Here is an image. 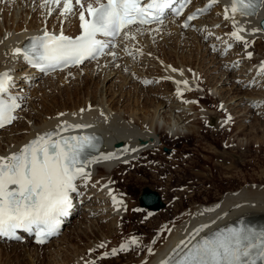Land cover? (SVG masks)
Returning <instances> with one entry per match:
<instances>
[{
	"label": "bare ground",
	"instance_id": "1",
	"mask_svg": "<svg viewBox=\"0 0 264 264\" xmlns=\"http://www.w3.org/2000/svg\"><path fill=\"white\" fill-rule=\"evenodd\" d=\"M41 2L42 0H0V70L6 65H9L10 62L15 59L13 57V54H10L9 52L11 48L14 46H21L28 34H30L33 30H37L38 28L43 26V23L41 21L46 18L48 10L47 8L40 6ZM11 5H14V7L10 11L9 7ZM48 7L54 6L49 5ZM59 11L60 9L56 8V10L52 12L51 17L47 22L48 26H55L58 28L60 27V24L65 18L59 15ZM9 14L11 17H9ZM29 15L31 16V18L28 20ZM263 16L264 8L261 9V11L253 18V20L258 21ZM56 20L58 22L56 23V25H54V22ZM65 22H67L69 25L68 30H70V28L72 30L75 29L76 22L74 21V18H72V16H69ZM211 24L207 23L209 27ZM64 25L65 24H63V26ZM64 27H66V25ZM150 29L152 30L145 31L143 34H137L135 39H130L127 41L123 40L120 44L119 50L116 51L117 56L115 58L110 56L108 59H103L92 64H86L82 68L66 70L65 72L57 73L46 78L44 80L45 82H51V80H53V77L55 76L62 74L66 75L65 77H68L70 81L68 82L69 86H71V81L77 83V86H75V93L78 94L79 91L83 90L78 87V84L80 86V82H84L85 85L89 86L91 80H93L94 78H99V82L103 80L102 83L105 84L107 78H109V76H111L115 71V68H117V73L119 75L117 76V79H120V83H116L115 81H113L112 84L110 83L111 85L109 86V88H107L108 84H106V86L103 85L100 90V96H98L97 91H95L94 95H92L91 97H89L90 93H87V100H85L83 104L79 103L77 106H73L71 108H67L65 106L63 109H60L58 107L59 109H57V111L54 109L55 112L51 114L50 118L44 117L43 114H34L31 112L32 114L25 117V119H23L22 121L20 120L15 125L7 127L4 130L0 131V155H7L11 151L18 150L23 144L33 139L37 133L53 130L58 124L61 123V121H70V123L72 124H86L88 122L95 121V123L97 124L96 127H100L101 129L112 133L113 139L115 140L114 142L122 144V148L116 150V153L113 154V158L106 161L104 160L105 162H100V165L102 166L98 169L97 179L100 177H112L115 169L121 165L117 163L120 161V159L115 157V155H118L121 151H123L127 144H130L131 148L128 149L123 158H132L133 156H137L136 154L143 150V152L137 156L138 160L131 163L134 169L131 172H133L134 174L141 172L145 177H149L147 173L141 170L138 165H144L143 163L145 162L146 165L144 166L151 167L152 165L156 166L157 164L161 163V160H157L156 158H154V156H156L157 148L166 143L164 138H167L168 136L170 138H175L174 136L179 134H184V136L188 137V135H186V133L184 132L185 130H187L189 134L199 136V134L203 131V128H201L202 126L200 125L202 124L201 119L199 117H193L194 115H190V113L188 112L189 109H193L194 107H192L191 104L186 106L183 103L177 102L173 91L171 92V89L174 90L176 86L180 85L177 83V81L187 80L188 85L186 87L188 88L189 92H191L192 90V92L197 93V89L194 88L195 85L193 83V78H197L198 75H201V79H206L204 83V89L208 90L207 96L211 99H218V103L222 102L226 104L227 109L229 110L230 108L232 110L230 111V114H235L236 112L238 113L242 111V113L238 115L243 117L242 121L246 120L248 118V115L252 112H264V108L253 106V102L257 101V98H264V88H262V85L261 90L257 92H254L253 90L251 93H247L249 97L244 98V96H241L243 89L239 90V88H237L238 86L235 84L236 77L239 76L242 77L241 79L244 81V84H246V71L249 66H251V64L255 62L254 59L258 57L257 54L262 55L260 58H256L257 61L264 60V43L261 41L264 38V31L257 35L256 43L249 49L254 50V57L246 58L245 54L247 51H242L240 53V49L238 50V56L242 60L243 64L239 67L234 66L232 69H230V63L233 62L234 64L236 60L232 61L233 57L229 56H226V58H224L221 51L218 53V55L212 54V56H209V53L211 54L212 47L210 45V41H205V33L200 35L198 31H183L176 22H172L169 25L155 26ZM211 31L216 32L217 34L222 32V29H213ZM209 32L210 30L207 33ZM212 34L210 36V39L213 37ZM160 37L163 38L162 41H160ZM139 41L142 45H137V42ZM126 46L129 47L127 51H125ZM137 49L145 51L144 54H146V57L140 56V59H138V57H130L133 55L129 56V52H136ZM156 49L157 52L155 51ZM199 49H202V55H200L201 58L198 61L199 52L197 54V51ZM149 53H151V55H149ZM139 54H141V52H139L138 55ZM176 54H178L179 62L174 60V57L177 56ZM175 58L178 59L177 57ZM124 60L125 63H130L132 64V66L127 67L125 65H122ZM159 60L161 61V64ZM222 60L226 61L225 64L217 65ZM195 62L199 63V66L197 68L194 67ZM16 66H18V64ZM100 66L102 67V69L101 71H98V67ZM168 66H171V68ZM96 67L97 69H95ZM172 68H175L178 71L173 72L171 70ZM83 70L87 71V74L85 76H81ZM179 70H182V74ZM137 71L139 72L137 73ZM233 72H235V76L232 79L230 75ZM14 73L18 74L17 72ZM69 73H71V75H69ZM147 74H155L162 78L171 77V79L165 78V81L161 83V86L164 85L168 90V95L170 96L166 98H160L161 96L159 97L158 95L154 96L151 94L150 96V94H146L145 91L147 90L148 92H155V90L157 89H155L153 86H149L150 88L148 89V87H146V85L142 83L144 75ZM109 81L110 78L108 82ZM45 82H43L40 87V89L42 88L43 91L39 89L38 92L54 90L51 87H48L49 84L46 88L44 86L47 85L45 84ZM53 82L55 81L53 80ZM129 83H131V85L133 86V96L136 94L138 89L137 101L139 102L140 108L147 112L143 113V116H139L137 112L134 111V107L131 103V99L133 98H131L132 92L129 93L126 89H123L124 86L122 85H127ZM53 85L56 86V89L59 90V95L64 96V92H62V85H60L61 87L58 88L56 84ZM43 88H45V90ZM109 89H113L110 92V96H113L116 92H118L121 95V98L124 95L126 97L118 101H115V99L113 100L112 98V101L110 100L111 102L108 99L105 100L104 98L107 96ZM69 93L70 92L68 91L67 94ZM199 93H204V91H199ZM47 96L49 99L51 98V100L55 97V95L51 94H47ZM191 97H197V95ZM234 97L236 98L234 100L235 104L231 105L230 100H233ZM120 102L121 105L119 106ZM33 103L36 104V102ZM88 107H90L89 110H87ZM67 109L69 110V114L65 113ZM81 109H85V111L81 112ZM149 111H151V114ZM206 112L207 114L209 113V120L207 123H213L217 119V117H226V115L221 114L217 109L213 113L208 109L206 110ZM60 113H65V115L60 116ZM74 113L75 115H73ZM238 116H235V118H237ZM130 118H133V123H130ZM191 118L193 119L191 120ZM161 120L163 123L162 126L160 124ZM143 125H145V127H143ZM262 125L264 124L262 123ZM241 126L242 124L239 127L241 128ZM259 128H263L262 130H264L263 126ZM87 129L89 128L77 129V133L84 132ZM169 134H171L172 136H170ZM164 135H167V137ZM134 148L138 149L137 152H132V149ZM144 154H148V158L140 159V156H144ZM220 154L221 153H219V155ZM222 155L224 156V154ZM234 162L236 161L234 160ZM228 165H230L229 162ZM228 165H225V167H227ZM198 174H200V172ZM142 175L140 176L141 180L147 181L146 178H144ZM149 179L155 181V179H157L156 174L150 176ZM156 182L164 184L166 185L165 187H167V189H170L169 182H167V180L165 182ZM248 186H251V184H248L245 187L236 188L232 190L235 192H231L226 196L221 195L222 198L217 201L215 200V203L212 202L213 204L211 202L204 205L192 204L189 207L190 209L188 208L189 210L186 209L182 213L175 214L170 220L159 222L157 226V232L161 231V228L166 222L175 224L173 231L167 238L165 237L164 233L163 237L158 239L154 235H151L150 231L146 229L144 235L149 236L150 234V236L148 237V246L152 245L155 249V252L147 255L149 261L145 264H160L162 260L166 259L170 254H172L173 249L176 248L181 240H187L189 238V235L193 233L194 229L198 228L202 224L210 225V228L205 229L204 232H209L214 229L237 223L240 220H244L246 223L264 226V187L258 185V188L251 189ZM100 196L103 197L102 194H100ZM128 203L129 202L127 201V199H125L123 208L118 211H115L112 207L108 206L107 203H101L99 205H95V207H91V205L86 204L83 207V210L86 211V213L83 214L82 218H75L74 221H72V224L68 227L67 231L86 233L87 230L93 232V230L95 229L100 233H103V229L107 227V230L110 233L114 234L116 232H120L123 229L124 225L123 212L126 209L125 206ZM88 206L90 207L88 208ZM100 210L103 212L101 213V215H105L106 218L109 217V221L105 224L102 222L104 219L103 216L97 220H95V218H92L93 215L95 213H98ZM147 210L151 209L148 208ZM158 211H155V215L158 213ZM130 213L131 212L129 211L128 215ZM225 213L227 215H225ZM154 218L155 217H150L149 220L152 221ZM212 221H216V223L213 224ZM67 231L64 232L62 236H65V234H67ZM202 234L203 233H201V235ZM109 238V235H105L102 240L95 237L93 244H89L87 249L81 250L80 252L78 251V253L77 248L75 250L66 249L64 246H62L63 244L61 243H56L55 245V242L63 240V237H60L59 239H56V241L54 240L48 246H45V248H49L48 250H44V252L48 253L46 254V259H48L47 264H76L77 261H79V263L81 264L84 262V260L92 261L93 259H96L100 254L96 253L97 249L99 248L98 245H100L101 243L106 244L107 242H109L107 241ZM138 238L139 243L144 241V238ZM111 241L115 243L116 239H112ZM69 242L67 243V245L70 244ZM27 245L29 244H0V264H40L39 261L45 259V257H43L41 253V251L44 249H42L41 247L44 246ZM24 246H27L28 248L26 247L22 249V247ZM68 247L69 246H67V248ZM40 248L42 250H40ZM93 249H95V251H91ZM28 251H30L29 254L27 253ZM129 254L130 255L126 257L132 259L134 254ZM31 255L34 258L29 257ZM144 256L145 254L137 260L134 259L126 261V264L133 261H136L137 264H141L140 261ZM27 257L30 258V262H21L22 258L24 260L28 259ZM110 259L111 264H115L119 261L118 260L114 262L116 259Z\"/></svg>",
	"mask_w": 264,
	"mask_h": 264
},
{
	"label": "snow or ice",
	"instance_id": "2",
	"mask_svg": "<svg viewBox=\"0 0 264 264\" xmlns=\"http://www.w3.org/2000/svg\"><path fill=\"white\" fill-rule=\"evenodd\" d=\"M218 2L208 0L204 8H198L186 17L183 27L188 28L189 22L198 14L205 13ZM177 3L178 0H42L40 6L47 8L49 15L58 7L59 15L65 19L77 17L79 35H65L63 27L59 33L45 28L42 34L31 37L26 46L13 48V57L22 58L45 73L78 66L85 60H96L105 54V50L115 58L117 53L111 49L116 46L118 37L124 41L135 39L137 34L152 30L146 26L163 25L166 10L172 9L175 16H180L191 0H179V5L175 6ZM261 8H264V0H231L230 10L228 5L224 7V19L234 26L228 35L247 47L249 42L241 35L246 29L239 24L237 16H252ZM228 47L232 45L228 44ZM128 54L132 55L131 52ZM247 55L251 57L252 53ZM179 71L182 74V70ZM13 73L11 68L0 71V128L19 119L16 113L24 100L23 96L11 91L15 87ZM260 73L264 74V62ZM143 82L152 83L149 80ZM177 83L188 85L187 80ZM177 92L182 94L180 88ZM261 104L264 101L253 102L254 107ZM90 127L93 125L61 121L56 129L37 133L18 150L0 155V237L19 239L18 231L24 230L34 234L36 242L42 244L58 233L62 217L67 216L73 207V194L79 192L78 182L87 186L92 177L90 166L113 158L111 153L96 155L100 138L95 134L62 135L70 130ZM113 202L122 203L115 196ZM209 228V224H202L194 229L189 238L181 240L160 264H264V226L257 227L240 220L204 232ZM138 243L139 238L132 236L103 255H116ZM98 247L104 248L106 244L101 243ZM85 264H95V261H86Z\"/></svg>",
	"mask_w": 264,
	"mask_h": 264
},
{
	"label": "rangeland",
	"instance_id": "3",
	"mask_svg": "<svg viewBox=\"0 0 264 264\" xmlns=\"http://www.w3.org/2000/svg\"><path fill=\"white\" fill-rule=\"evenodd\" d=\"M13 7H14V5L13 6L11 5L9 7L10 11L13 9ZM9 17H11L10 14H9ZM160 40H161V38H160ZM261 41L264 43V38ZM155 51L157 52V49ZM198 52H199V54H198ZM201 53H202V49H199L197 51V54L199 56L198 61L201 58V56H200V55H202ZM176 55L177 56H175V57L178 58V54H176ZM213 55H218V54H213ZM209 56H212V52H211V54L209 53ZM257 56H258L257 58H260L262 55L257 54ZM175 57H174V60L179 62V58L176 59ZM220 58H218V59H220ZM224 58H226V57H224ZM138 59H140V56L138 57ZM225 62L226 61L222 60L217 65L225 64ZM122 65H125L127 67L132 66V64H130V63H127V62L125 63V60L123 61ZM198 66H199V63L195 62L194 67L197 68ZM119 67H120V65H119ZM117 70L118 69L115 68V71L113 72V74L111 76H109L110 81L108 82L109 78H107V80L105 81V84L102 83L103 80H101L99 82V78L98 79L94 78L93 80H91L89 83V86L85 85L84 82H80V86L78 84V87L83 89V90L79 91L78 94L75 93V89H76L75 86H77V83H74L73 81H71V86H69L68 82H70V81H69L68 77H65L66 75H63V74L58 75V76H63L61 78H59L57 76L53 77V80L55 82H53V80H51V82L50 81L49 82L44 81L45 84H47V85H44L46 88L49 84L48 87H51L55 91L54 90H47L46 92H38L37 91L38 92V93L36 92L37 96L31 97L33 99V101H36V104L33 103V105L31 106L32 108L26 109L27 113L24 112V118L23 119H25V117H27L28 115H30L32 113L41 114V115L43 114L44 117L50 118L51 114L53 112H55V110L57 111V109H59V108L63 109L65 106L67 108H71L73 106H77L79 103L83 104L85 102V100H87V93H90L89 97H91L92 95H94L95 91H97L98 96H100V93H101L100 90H101V87L103 85L106 86V84H108L107 88H109V86L113 83V81H115L116 83H120V79H117L118 78L117 76H119L117 73ZM82 73H85V74H82ZM82 73H81V76H85L87 74V71L83 70ZM234 73L235 72H233L230 75V77H232V79L235 76ZM240 75H242V74H240ZM241 78L242 77H240V76L236 77V83L235 84L238 86L237 88H239V90L243 89L241 96H244V98H247V97H249L247 93H251L253 90L252 91L244 90V88H246V86H245L246 84H244V81ZM237 80H239L240 82H237ZM205 81H206V79H203L200 81L202 86H204ZM40 83L41 82L37 83V86H39ZM53 84H56L57 88L61 87L60 85H62V89H63L62 92H64V96L59 95L60 94L59 90L56 89V86H54ZM161 85H159V86H158V84L152 85L155 89L157 88L155 90V92H151V91L148 92V90H147V91H145V93L150 94V96L152 94L154 96L155 95H158L159 97L161 96L160 98H166V96L162 97V94L160 95L161 92L162 93L167 92V89L165 88V86L164 85L161 86ZM218 85H220V84H218ZM122 86H124V88L123 87L122 88L126 89L129 93L132 92L131 98L133 97L132 98L133 100L131 99V103L134 107V111L137 112V114L139 116H143V113H147V112H145V110L140 108L139 102L137 101L138 89H137V92L134 95L135 96L134 97L133 96L134 90H133V86L131 85V83H129L127 85L125 84ZM146 87H148V89L150 88L149 86H146ZM43 89L45 90V88H43ZM113 89H111V90L109 89L107 96L104 98L105 100L108 99L110 101L112 98L113 100L115 99V101H118V100H120V99L122 100L124 97H126L124 95L121 98V95L118 92H116L113 96H110V92ZM40 90H42V88ZM200 90H203V89H200ZM68 91L70 92L69 94H67ZM33 92H35V91H32V93ZM46 93L51 94V95H55V97L51 100V98L50 99L48 98ZM44 94H45V97H44ZM168 94H169V92H167V97L170 96ZM198 97L201 99V101H203L202 102L203 104L207 105V107L209 106L210 112L213 113L216 111V109L221 111L220 107L218 106L219 100L216 98L211 99L210 97H208L207 96V90L204 91V93H202V94L198 93ZM235 99L236 98L234 97L233 100H230L231 105L235 104V102H234ZM120 105H121V102L119 103V106ZM224 105L227 107L226 104H224ZM225 106H223V107H225ZM200 107L197 108V110H195V108H193L191 111H188V112L191 115H194L193 117H201V119L203 121H206L207 118L209 119V117H208L209 113L207 114L206 110L203 108H200ZM43 108H44V111H43ZM29 110H30V112H29ZM224 110H225V108H224ZM50 111H52V112H50ZM149 112L151 114V111H149ZM65 113L69 114V110L67 109ZM224 113L227 114V112H224ZM241 113H242V111H240L238 113L236 112L235 114H233V115L231 114V116H229V117L234 116L231 120H235V123H232L229 128H226L227 127L226 126L225 129H223L219 125H218V127L215 126V125L219 124V123L215 122L218 119V117H217V119L214 121L215 123L213 122L214 124H210V127H213V128L204 127L203 121L201 120L202 124H200V125L202 126L201 128H203V131H202L203 134L200 133L199 136H194V134H189V132H187V130H185V129H184L185 130L184 132L186 133V135H188V137L184 136V134H179L180 136L175 135L174 136L175 138H170L169 136L167 137V135H164L167 137V138H164V140L166 142V143H164V146L169 147V149H171L170 150L171 152L168 154V151L164 150L163 147H159L157 149L158 151L156 152V156H154V158H156L157 160H161L160 164H157L156 166L152 165L151 167H147V166H144V165H146V163L144 162L143 163L144 165H138L141 168V170H143L144 172L147 173V175L149 177H145L144 175H142L141 172H138L139 174L138 173L134 174L133 172H131L134 170L133 165L131 164L132 162L131 163H125V164H123V166H120L117 169H115V171L113 172V175H114L113 177L115 178L116 185L118 188L124 190L125 193H127L129 195V197H130L129 203L131 204V210L133 211L128 216H126L124 219V225H123L124 230L122 231L124 233H122L121 231L116 232L114 234L110 233L107 230L108 229L107 227L105 229H103V233H100L99 231H97L95 229H94L95 231L93 230V232L87 230L86 233H83V232L77 233V231H75V232H71V231L68 232L67 231V234H65V236H61V237H63V240L55 242V245H56V243H58V244L61 243V244H63L62 246H64L66 249L75 250L77 248V252L78 251L80 252L81 250L87 249L89 244H93L95 237L102 240L105 235H109L110 238L107 240V241H109L111 238L112 239H116V238L119 239L120 237L122 238L125 234H127L129 232L141 233L142 235H144L146 229L149 230L151 234H154L157 230V226H158L159 222L165 221V220L166 221L170 220L171 218H173V216L175 214L182 213L185 209L190 207V205H192V204H205V203H209V202H214L215 200L217 201L220 198H222L221 195L226 196L227 194H230L231 192H235L232 190H234L236 188H240V187H245L248 184H251V186H248L251 189L258 188L257 187L258 185L264 186V132H263L264 130H262L263 128H259L262 126L264 127V125H262V123L264 124V117H263L264 112H261L262 115L259 113L252 112L249 114L250 116L248 115V118L246 120H243V121H242L243 117L238 116ZM195 114H196V116H195ZM235 116H238V117L235 118ZM129 121H130V123L131 122L133 123V118H130ZM160 124H161V126L163 125L162 120H161ZM241 124H242V126L240 128L239 126ZM143 127H145V125H143ZM219 127H220V130H219ZM244 128H246V129H244ZM169 135L172 136L171 134H169ZM219 153H221V154L219 155ZM222 154H224V156ZM229 156L231 157V159ZM162 157H164V158H162ZM147 158H148V154H145L144 156H142L141 159H147ZM222 158H224V159H222ZM234 160L236 162H234ZM133 161H135V160H133ZM176 162H178V163H176ZM228 162L230 165H228ZM231 164L234 166H232ZM235 164L237 165V167ZM216 165H218V166H216ZM221 165L223 168L221 167ZM225 165H228V166L225 167ZM158 168H160V169H158ZM229 169L230 170L233 169V170L230 171ZM197 171H199L201 175L198 174L199 172H197ZM154 174H156L157 179H155V181H152L149 178H150V176H153ZM157 174H158V176H157ZM141 175L144 178H146L147 181L141 180V178H140ZM170 178H171V180H170ZM166 180H167V182H169L170 189H167V187H165L166 185L160 184L159 182H156V181L165 182ZM168 180H170V181H168ZM200 185H201V187H200ZM203 185L204 186L206 185V186L204 187ZM145 187H149V188L157 191L159 193L162 201L165 203V207H163L161 209L162 211L161 210L158 211V213H157L158 215L156 214L157 216H155V218L152 221L149 220V218H147V220H146V217H151V216H148L147 210L141 209L140 204H139V197L143 191V188H145ZM202 187H204V188H202ZM203 193H205V194H203ZM223 193H226V194H223ZM129 203H128V205H129ZM160 211H161V213H160ZM102 216L104 218L103 223L105 224V221L108 219H105L106 218L105 215H101V217ZM94 218H95V220H97V219H100V216L97 215ZM145 236L146 235H144V237H141V239L144 238V240L145 239L148 240V237L150 236V234H149V236H146V237ZM117 239H116V241H119ZM68 242L70 244L67 245ZM67 246H69V247L67 248ZM26 247L24 246V247H22V249H24ZM43 248H42L43 250L41 248H40V250H42L41 253H42L43 257H45V259L39 261V263L40 264H42V263L47 264L48 259H46V257H47L46 254H48V253L44 252V250L45 249L48 250L49 248L48 247L47 248L43 247ZM62 250H63V247H62ZM142 251H144V247L142 248ZM23 252H24V250H23ZM27 253L29 254L30 251H28ZM29 257L34 258L32 255ZM29 257H27L29 260L28 259L23 260V258H22L21 262H24V263L30 262ZM137 257H139V255L133 256L132 259L137 260ZM115 259L116 260L114 262L119 260L115 264H118L120 262H124L125 260H127V261L130 260V258L122 259V260L120 258H115ZM110 260L111 259L100 260L97 262V264H104L105 262H106L105 264H111ZM16 261H18V260H16ZM77 264H80L79 261H77Z\"/></svg>",
	"mask_w": 264,
	"mask_h": 264
},
{
	"label": "water",
	"instance_id": "4",
	"mask_svg": "<svg viewBox=\"0 0 264 264\" xmlns=\"http://www.w3.org/2000/svg\"><path fill=\"white\" fill-rule=\"evenodd\" d=\"M264 26V21L262 22ZM143 204L149 207L159 209L163 206V203L159 200L156 192H153L149 188L144 190V195L142 196Z\"/></svg>",
	"mask_w": 264,
	"mask_h": 264
}]
</instances>
